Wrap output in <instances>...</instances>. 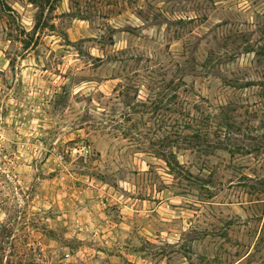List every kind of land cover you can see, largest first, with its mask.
I'll return each instance as SVG.
<instances>
[{
  "label": "rangeland",
  "instance_id": "rangeland-1",
  "mask_svg": "<svg viewBox=\"0 0 264 264\" xmlns=\"http://www.w3.org/2000/svg\"><path fill=\"white\" fill-rule=\"evenodd\" d=\"M262 47L264 0H0L17 252L264 264Z\"/></svg>",
  "mask_w": 264,
  "mask_h": 264
},
{
  "label": "trees",
  "instance_id": "trees-1",
  "mask_svg": "<svg viewBox=\"0 0 264 264\" xmlns=\"http://www.w3.org/2000/svg\"><path fill=\"white\" fill-rule=\"evenodd\" d=\"M259 57H264V47L261 51L257 53ZM259 63V62H258ZM264 71L261 73L263 74ZM249 86H256L254 82L249 84ZM259 86H264V83L261 82ZM207 116H205L206 119ZM197 118H194L193 121L197 122ZM203 123L200 126L207 127L208 124L205 122L198 121ZM180 127V126H179ZM178 127V128H179ZM198 131L195 133L194 138H199L204 136V138H209L210 132H206L204 135H201ZM207 143L208 140H203ZM12 221L8 220L6 223L0 222V264H39L35 257L33 256V250H18L17 245L15 244V229L12 228Z\"/></svg>",
  "mask_w": 264,
  "mask_h": 264
}]
</instances>
